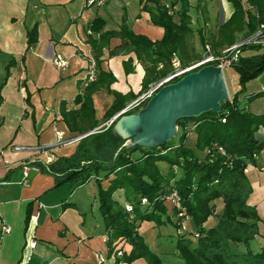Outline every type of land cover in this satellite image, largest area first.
<instances>
[{"label": "trees", "instance_id": "1", "mask_svg": "<svg viewBox=\"0 0 264 264\" xmlns=\"http://www.w3.org/2000/svg\"><path fill=\"white\" fill-rule=\"evenodd\" d=\"M138 1L139 9L148 12L149 20L162 27L161 36L150 39L134 32L124 17L116 28L103 29L104 19L94 16L87 28L95 35H86L94 60V78L85 82L74 96L72 102L77 108L66 109L65 102L61 101L58 109L68 131L82 136L70 154L56 156L47 163L39 160L32 163L40 172L53 177L54 186L62 183L78 186L93 180L101 234L105 236L107 257L113 256V264H131L139 259L143 264H160L159 256L137 231L145 221L156 225L169 223L174 228L177 233L174 248L180 264H264V219L247 203L252 189L246 174L249 166H255L256 155L264 150V141L255 136L260 126L264 128V108L252 112L240 98L244 84L264 68V50L243 54L245 49L260 46L241 47V53L231 65L237 72L239 89L220 104L217 113L207 111L197 117L176 119L175 126H180V130L175 142L174 133L169 140L153 147L127 146L125 139L112 131V123L105 128L97 127L98 121L94 118L92 94L95 91L104 89L112 95L104 120L136 96L109 88L115 78L99 66L102 47L107 45L109 37L119 36L121 43L130 46L136 59L145 62L142 89L160 77L156 66L166 65L171 52L177 53L183 62L197 56L190 43L193 28L189 0ZM226 1L231 7L230 13L215 30L205 35L196 29L201 44L208 41L218 47L230 43L236 36L249 32L258 21H264V0ZM25 35L29 46L36 40L35 24L25 30ZM127 61L130 59L123 62L125 72L131 71L125 65ZM261 94L264 95V90L246 94V99ZM24 101H28L26 92ZM187 121L192 123L193 146L184 143L183 123ZM158 162L165 163L166 170L159 168ZM103 180L107 181L105 187L101 184ZM170 189L178 196L177 208L159 199H165ZM116 190H121L129 211L113 197ZM217 201L221 204L215 212ZM165 203L170 206V212ZM211 215L215 216V223L205 227L203 223ZM187 232L193 233V242ZM232 244H242L244 250L237 251Z\"/></svg>", "mask_w": 264, "mask_h": 264}, {"label": "crops", "instance_id": "2", "mask_svg": "<svg viewBox=\"0 0 264 264\" xmlns=\"http://www.w3.org/2000/svg\"><path fill=\"white\" fill-rule=\"evenodd\" d=\"M216 1L221 6L223 21L231 7L226 0ZM139 6L138 0H105L101 6H88L83 0H0V126L3 125L8 133L14 130L15 135L19 127L24 131L31 129L29 140L16 142L31 147L0 151V226L6 224L10 228L6 233L0 232V264H97L98 256L105 258L102 264H113V258L107 257L105 236L94 233L98 228L95 217L93 227H88V231L68 220L67 214L77 211L85 222V209L82 211L81 202L70 199L74 188L67 183L54 186L53 177L40 172L32 162L39 160L47 163L46 157L51 160L72 152L76 141L56 144L55 131H61L63 137L67 138L79 136L76 132L68 131L60 120L58 109L61 101L65 102L66 109L78 106L72 100L85 84L87 59L91 56L86 35H95L89 32L87 25L94 16L104 19L103 29L116 28L121 17H124L134 32L150 39L161 36L162 27L153 24L148 12L139 9ZM34 24L36 40L27 46L25 30ZM56 53L65 58V67L57 69L49 61ZM127 59L130 61L125 65L131 67V71L125 72L123 62ZM9 61L13 62V69L19 71L17 77L23 78L22 87L28 95L27 103L24 95L19 94V80L12 76L4 79L5 66ZM99 66L114 76V81L109 85L111 90L121 94H137L142 90L145 62L137 60L130 46L121 43L119 36L109 37L107 45L102 47ZM156 72L161 75L163 70L156 67ZM111 101L112 95L104 89L92 94L96 119ZM21 109L25 117L19 121ZM106 120L98 122L97 127ZM255 136L259 141H264L262 126ZM193 142L192 132L190 144H185L193 146ZM24 160L31 162H25L27 185L20 182V166ZM19 163L21 165L17 168ZM262 167L264 152L260 151L255 157V166L246 171L252 189L247 203L255 207L257 214L258 209L264 208ZM101 184L105 187L107 181L103 180ZM113 197L120 203L121 190H116ZM37 203L41 206L37 207ZM89 213L93 215L91 207ZM142 223L137 231L143 237L139 231ZM148 223L153 225L152 222ZM152 227L154 233L150 241L154 247L149 248L160 255L165 264L170 257H177L174 248L177 233L174 228L170 232L166 228L160 229V225ZM30 238L35 240V244L28 249L26 242ZM232 246L237 251L244 250L242 244ZM131 264L143 262L139 259Z\"/></svg>", "mask_w": 264, "mask_h": 264}, {"label": "rangeland", "instance_id": "3", "mask_svg": "<svg viewBox=\"0 0 264 264\" xmlns=\"http://www.w3.org/2000/svg\"><path fill=\"white\" fill-rule=\"evenodd\" d=\"M189 1L191 2V5L189 7L190 25L193 28V33H192V36L190 38V43L192 45V48L194 49V52L198 55L200 52V49H201L200 48L201 43L198 40V35H197L196 29H198V28L201 29L205 35H207L210 31L215 30L216 25L218 23H220L222 20L221 6L218 4V2L216 0H189ZM89 8L91 9L92 7L90 6ZM228 8H229V6L227 5V10H228ZM174 18L176 19V16H174ZM262 50H264V47H260L259 49L248 48V49L244 50L243 54H252L255 52H262ZM13 68H14L13 62L10 61L7 70L5 69V71H4V74L7 73V76L4 79L5 80L7 78L10 79L11 76L15 80L18 79L19 80V86L18 87H19V90H21L19 92V94L24 95L25 92H24V89L22 87V79L23 78L22 77L18 78L17 75H18L19 71L18 70L16 71ZM14 71H16V72H14ZM221 74H222L224 85H225V88L227 91V95H228V97H230L231 94L235 90L239 89V86L237 84V72L233 67L230 66V67L224 68L222 70ZM243 87L245 88V90L240 95L241 100L249 106V109L252 112L262 111L264 108V95L261 94V95L254 97L251 100H247L246 94H252L254 92L264 90V68L257 74L256 77L247 81ZM103 114H104V112L100 116V113H98V116H97L98 118L96 119L95 116H94V118L98 122H101L104 120ZM23 117H25V115H24V111H22V109H21L20 114H19V121L24 119ZM30 118H32V117L30 116ZM183 125H184V128L186 130V136L184 139V143L187 142L188 144H190V141L192 138V131H191L192 123H191V121H187V122L183 123ZM179 130H180V126H175V132L174 133L176 135H175L174 140H173L174 142L176 141V136L179 133ZM7 133L8 132H7V130H5V127L3 125H1L0 126V151L31 147V146H27V145L22 144V143L16 144V142H24L27 139L29 140L30 133H31L30 128H28L27 131H24L23 129H21V127H19V129L16 132V135H15L14 130L9 132L8 134ZM261 151L264 152V150H261ZM260 156L262 157V153L260 154ZM157 164H158L159 168H162V170H166L167 167H166L165 163L158 162ZM250 182L251 181H249V183ZM71 187L74 189L72 191L70 199L74 200L76 202H78V201L81 202V204L83 206L82 211H84V209H85V213L83 212L85 214V217L83 218L85 222H83V220L81 219L82 215L78 214L77 211H74V213L67 214V216L69 218L68 220L75 222L77 227L79 226V228H80L82 226L85 228L86 231H88V230H90V229H87L88 227H93V223H94L93 217H95L96 220L98 221V228H96L94 230V233L95 234L101 233L102 225H101V220H100L99 213H98V204H97V199H96V185H95V183L94 182H89V183L86 182V183H83L79 186L71 185ZM171 191H175V190L170 189L168 194ZM168 194L165 197H167ZM115 197H117V196L115 195ZM159 199L160 200L162 199L163 202L168 201L166 198L164 199V198L159 197ZM120 204H123V208L126 211L130 210V207L128 209L126 208V206H129V205H127L125 202H123V199L120 201ZM220 204H221V202H218V201L215 203V205L218 209H219ZM167 205L168 204H166L167 212H170L171 211L170 206L169 205L167 206ZM89 207H91V209H92V214H93L92 216L89 213ZM218 209H216V210H218ZM258 215L261 219H264V208L261 210L258 209ZM214 222H215V216L211 215L206 219V222H204L203 224L205 227H208V226L213 225ZM153 225H156V224L153 223ZM153 225L151 223H148V222H143L139 228L140 233L143 235V237L148 241V243L150 245L148 247H151V248L154 247L153 243L150 241V237L154 233V229L152 227ZM163 228H166L168 231L173 232V227L169 223L161 224L160 229H163ZM67 232L69 233V230H67ZM186 234H187V237L190 238L191 241L193 242V240H194L193 233L187 232ZM165 246H169V245H165ZM165 246H163V247L166 248ZM233 246H232V248L235 249V247H233ZM119 254H120V251L116 253V255H119ZM111 257L113 258V256H111ZM159 257L162 258L160 255H159ZM160 261H161L160 264L164 263L162 259H160ZM179 261H180L179 258L176 256L170 257V259L167 262H165V264H178Z\"/></svg>", "mask_w": 264, "mask_h": 264}, {"label": "water", "instance_id": "4", "mask_svg": "<svg viewBox=\"0 0 264 264\" xmlns=\"http://www.w3.org/2000/svg\"><path fill=\"white\" fill-rule=\"evenodd\" d=\"M228 98L220 69L203 65L158 88L136 112L119 115L112 131L127 146L153 147L173 136L176 119L217 113Z\"/></svg>", "mask_w": 264, "mask_h": 264}, {"label": "built area", "instance_id": "5", "mask_svg": "<svg viewBox=\"0 0 264 264\" xmlns=\"http://www.w3.org/2000/svg\"><path fill=\"white\" fill-rule=\"evenodd\" d=\"M105 0H83L85 5H93L100 6L104 3ZM253 12V11H252ZM245 45H259L260 47H264V21H258L254 27L245 34H241L236 36V38L226 44H222L218 47H213L208 41H204L201 44V49L199 54L187 62H183L180 57L175 52H171L168 62L166 65L162 63L157 64V68L163 70V74L160 75L156 80L152 81L148 84L144 89L140 90L136 96L127 102L123 108L110 116L106 122L102 125L104 128L109 126L119 115L125 113L136 112L145 101L161 86L168 84L170 82L175 81L182 75L196 70L203 65H213L220 69L221 73L224 68L230 67L234 62H236L239 54L241 53V47ZM51 64L57 68H63L66 65V60L60 54H54L50 60ZM95 67L94 60L92 56L87 59L86 65V73H85V82L90 81L94 78ZM55 142L56 144H68L76 141L78 138H67L63 137L61 131H55ZM50 158L46 157L45 162H49ZM26 163L20 166L21 171V180L20 182L23 185H27L26 180ZM262 173L264 174V167L261 168ZM170 205L174 207L179 206L178 196L175 191H171L167 197H165ZM142 203H145V200H141ZM174 203V204H173ZM41 206V204L37 203V207ZM128 209L129 206H126ZM9 226L6 224H1L0 232L6 233L9 231ZM35 244V240L30 238L27 240L26 245L28 249H31ZM98 263H102L104 258L102 256H98ZM26 259H28V254L26 255Z\"/></svg>", "mask_w": 264, "mask_h": 264}]
</instances>
